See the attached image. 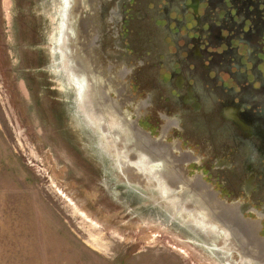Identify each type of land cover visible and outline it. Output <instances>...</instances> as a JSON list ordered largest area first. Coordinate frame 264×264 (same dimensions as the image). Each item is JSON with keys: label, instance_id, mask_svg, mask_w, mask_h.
Masks as SVG:
<instances>
[{"label": "flooded vegetation", "instance_id": "flooded-vegetation-1", "mask_svg": "<svg viewBox=\"0 0 264 264\" xmlns=\"http://www.w3.org/2000/svg\"><path fill=\"white\" fill-rule=\"evenodd\" d=\"M83 15L102 89L215 195L201 233L240 251L229 264L263 263L264 0H85Z\"/></svg>", "mask_w": 264, "mask_h": 264}, {"label": "rangeland", "instance_id": "rangeland-1", "mask_svg": "<svg viewBox=\"0 0 264 264\" xmlns=\"http://www.w3.org/2000/svg\"><path fill=\"white\" fill-rule=\"evenodd\" d=\"M61 4L0 0V264H229L240 251L219 235L202 249L173 220L132 219L83 190L77 175L103 172L65 127Z\"/></svg>", "mask_w": 264, "mask_h": 264}, {"label": "water", "instance_id": "water-1", "mask_svg": "<svg viewBox=\"0 0 264 264\" xmlns=\"http://www.w3.org/2000/svg\"><path fill=\"white\" fill-rule=\"evenodd\" d=\"M84 2L64 0L54 47L60 77L67 84L65 95L70 100L65 104L67 107L60 103L66 118L65 127L79 140L83 152L97 160L103 172L100 178L88 170L84 176L77 175L81 185H85L83 190L91 192L95 184L97 199L114 202L110 209L115 206L132 219L142 216V219L156 218L165 222L173 220V225L187 230L198 242L202 239L208 244L212 236L202 234L199 224L206 219L216 222L214 219L221 217L215 195L197 182L185 179L182 163L175 158L171 147L151 137L125 116L102 89L93 56L100 41L93 35L92 20L83 15ZM82 135L84 138L80 142ZM74 146L77 147L76 142ZM181 188L186 190V197ZM194 206L196 210L191 209ZM186 207L193 213L203 210L204 213L190 218L185 214ZM179 212L177 216L175 213ZM235 234L240 237L238 230ZM246 253L247 257L253 256L255 250Z\"/></svg>", "mask_w": 264, "mask_h": 264}, {"label": "bare ground", "instance_id": "bare-ground-1", "mask_svg": "<svg viewBox=\"0 0 264 264\" xmlns=\"http://www.w3.org/2000/svg\"><path fill=\"white\" fill-rule=\"evenodd\" d=\"M82 213H84V212H82ZM85 216H87V215L85 214Z\"/></svg>", "mask_w": 264, "mask_h": 264}]
</instances>
